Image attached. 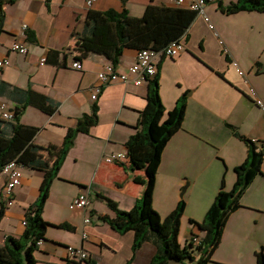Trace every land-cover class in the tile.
<instances>
[{"label":"crops","instance_id":"obj_1","mask_svg":"<svg viewBox=\"0 0 264 264\" xmlns=\"http://www.w3.org/2000/svg\"><path fill=\"white\" fill-rule=\"evenodd\" d=\"M150 1L95 0L88 6L86 0H15L4 5L0 59L8 58L9 64L0 71V104L13 111L22 101L24 95L12 87L31 89L58 104L52 114L32 105L24 108L20 121L38 127L33 142L61 144L77 118L90 112L94 102L97 105V123L88 133L76 134L51 183L42 211L50 225L34 253L37 264H148L156 253L151 240L133 251L134 232L119 233L104 221L102 215L113 216L114 212L96 197L101 193L123 210L132 208L141 197L143 185L134 176H144L143 170L132 172L124 160L105 162L102 155L126 152L125 142L137 130L139 111L146 103L147 81L140 85L110 82L94 101L91 87L109 60L89 54L80 61V69L72 66L74 35L83 29L90 9L125 8L130 15L141 16ZM233 1L208 0L204 11L213 28L196 14L181 38L183 51L175 57H163L158 64L159 94L165 111L182 96L186 107L181 128L162 150L152 205L164 218L184 200L178 233L181 245L201 238L203 232L190 219H204L221 181L226 190L231 189L236 180L234 168L246 159L247 145L230 126L263 149L262 173L242 194V206L229 215L207 264H257L255 253L260 248L264 252V12L227 14L220 10L219 2L226 5ZM154 2L178 6L175 0ZM28 32L33 40L26 37ZM13 41L24 43L27 52L11 51ZM135 61L136 50L125 49L114 68L125 71ZM255 95L263 106L255 103ZM21 173V183L7 202L3 198L4 181L0 180V205L3 202L5 206L0 244L8 235L22 236L25 210L39 194L42 173L27 167H21ZM83 191L90 193L86 209L72 204L73 197ZM86 215L90 217L88 223H84ZM61 223L72 228L59 227ZM68 245L82 247L90 262L69 259Z\"/></svg>","mask_w":264,"mask_h":264},{"label":"trees","instance_id":"obj_2","mask_svg":"<svg viewBox=\"0 0 264 264\" xmlns=\"http://www.w3.org/2000/svg\"><path fill=\"white\" fill-rule=\"evenodd\" d=\"M15 0H0V34L3 32L4 5ZM123 3L125 0H121ZM220 10L227 14L239 11L264 12V0H236L223 5ZM196 12L180 6L165 5L151 0L141 16H132L123 8L93 10L87 12L81 32L74 35V60L81 61L89 54L103 55L115 66L125 49L143 48L160 49L169 42L181 39ZM26 37L33 40L30 32ZM158 68L156 74L147 80L146 103L139 111L137 130L125 142L126 159L123 164L130 171L143 170L144 176H134V180L143 185L139 200L128 210L118 207L111 198L96 193L113 210L114 215H102L115 231L134 232L132 250L136 251L146 240L156 245V253L148 264H169L170 261H194L207 264L218 246L229 215L241 207L240 198L255 176L261 171L263 149L254 141L240 134L233 126V133L247 145L246 159L235 166L236 180L231 189L224 188L223 180L208 207L204 219L190 223L197 226L202 236L197 241L190 239L181 245L178 241L180 219L184 211V200L164 218L152 205L155 177L160 164L162 150L169 138L181 128L186 101L182 96L175 106L165 111L159 94ZM3 83V82H2ZM1 84V83H0ZM21 91L24 95L19 105L13 108L12 120L0 118V167L15 160L21 167L32 168L42 173L37 199L25 210V230L21 237L8 235L0 244V264H37L35 251L38 242L45 239L50 223L42 217L44 204L48 198L52 181L58 176V170L74 143L78 132L88 133L98 121L97 105L94 102L90 112L82 113L74 127H69L59 145L49 143L39 145L33 142L38 127L20 121L27 105H32L42 112L52 114L58 104L51 98L31 89ZM4 203L0 205V219L4 214ZM59 227L71 229L67 223ZM195 252L198 256H195ZM257 264H264V252L260 248L256 253ZM90 262V260H88ZM95 264V263H93Z\"/></svg>","mask_w":264,"mask_h":264},{"label":"built area","instance_id":"obj_3","mask_svg":"<svg viewBox=\"0 0 264 264\" xmlns=\"http://www.w3.org/2000/svg\"><path fill=\"white\" fill-rule=\"evenodd\" d=\"M95 0H86V4L90 6ZM208 0H175V4L188 9H192L196 14H200L208 22V27L213 28V25L209 22V18L206 15L204 8ZM22 27L25 29L26 24ZM221 42V41H220ZM10 50L25 54L27 52V46L24 43L13 41L10 44ZM184 49V44L181 39H176L169 42L167 45L160 49L143 48L136 51V61L129 65L125 71L118 72L115 70L111 63L106 64L102 70L97 73V82L91 87L90 97L92 100H96L103 87L113 81H121L124 83H133L134 85H140L146 82L149 78H152L158 68V64L163 57H175L179 55ZM226 50V49H225ZM45 58L42 57L40 62L43 63ZM9 64L8 58L0 59V71ZM233 65L242 74V71L238 68L236 62ZM72 66L80 69L81 63L78 60L72 62ZM255 103L259 106H263L260 98L256 95L254 97ZM0 117L5 120H12L13 111L7 109L4 103L0 104ZM126 159V152H116L112 154L102 155V160L105 162H112L114 160ZM21 166L18 165L15 160H11L0 167V180L4 181L3 198L7 202L10 200L12 192L16 186L21 183ZM90 203V193L83 191L78 193L72 199V204L75 207L86 209ZM90 222L89 215L84 217V223ZM25 224V220L23 221ZM82 237H86V232H82ZM42 240L38 242L40 244ZM67 257L74 261H88L90 255L79 246H66Z\"/></svg>","mask_w":264,"mask_h":264},{"label":"rangeland","instance_id":"obj_4","mask_svg":"<svg viewBox=\"0 0 264 264\" xmlns=\"http://www.w3.org/2000/svg\"><path fill=\"white\" fill-rule=\"evenodd\" d=\"M195 256H196V257L198 256V253H197V252H195ZM185 263H186V264H196V260H194V261H189V260H187V261H185Z\"/></svg>","mask_w":264,"mask_h":264},{"label":"water","instance_id":"obj_5","mask_svg":"<svg viewBox=\"0 0 264 264\" xmlns=\"http://www.w3.org/2000/svg\"><path fill=\"white\" fill-rule=\"evenodd\" d=\"M261 70L264 71V66L261 67ZM185 189H186V185H184V186L182 187V189H181V193H180L181 195L184 193ZM42 241H43V240H42Z\"/></svg>","mask_w":264,"mask_h":264}]
</instances>
